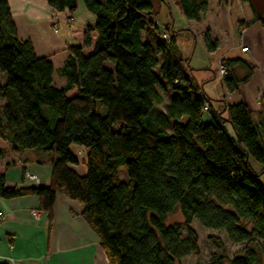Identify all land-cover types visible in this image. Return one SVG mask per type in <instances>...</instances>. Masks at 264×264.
Wrapping results in <instances>:
<instances>
[{"label": "trees", "instance_id": "16d2710c", "mask_svg": "<svg viewBox=\"0 0 264 264\" xmlns=\"http://www.w3.org/2000/svg\"><path fill=\"white\" fill-rule=\"evenodd\" d=\"M82 1L96 24L80 30L81 42L67 46L55 70L51 57L19 40L9 3L0 0V137L13 151L50 155L47 186L11 188L0 173V197L37 196L50 223L58 193L77 200L108 264H181L197 252L196 220L244 244L231 258L213 254L207 264H264V133L253 110L225 99L213 108L168 53L167 40L156 48L143 43L145 27L159 15L154 0ZM178 1L190 21L209 11L210 0ZM76 2L47 0L70 15ZM204 44L210 53L219 47L208 32ZM236 61L248 71L238 81L225 61L231 92L253 71ZM55 72L65 81L61 88ZM73 146L85 150L84 175L74 169L81 160ZM121 166L128 182L119 179ZM177 208L183 223L168 225ZM210 239L220 250L222 243Z\"/></svg>", "mask_w": 264, "mask_h": 264}, {"label": "crops", "instance_id": "0c3cea01", "mask_svg": "<svg viewBox=\"0 0 264 264\" xmlns=\"http://www.w3.org/2000/svg\"><path fill=\"white\" fill-rule=\"evenodd\" d=\"M7 1L19 40L31 41L38 57H51L55 70L62 66L67 46L81 42L80 30L96 24V15L82 0H77L73 15L68 10L56 12L47 0ZM154 2L159 15L154 17V25L145 27L143 43L156 48L159 40H167L168 53L180 60L184 73L213 108L220 107L224 99L232 105L248 104L264 133V0H251L252 7L240 0H210L209 11L199 22L185 18L178 0ZM206 32L219 43L211 53L204 44ZM244 46L248 51L243 53ZM157 57L162 59L161 54ZM222 58L230 60L229 70L238 81L245 79L248 68L236 59L253 67L250 78L233 92L217 76V62ZM53 82L60 88L65 85L58 72ZM3 103L0 100V107ZM0 149L4 152L0 173L5 174L8 187H34L25 177L28 171L41 179L42 186L49 184L50 155L34 149L13 151L1 137ZM73 149L81 160L74 169L84 175L85 150ZM249 163L256 172L262 169L253 160ZM53 205L50 223L40 210L37 196L0 197V264H108L100 237L82 218L84 205L59 193ZM33 211L39 212V218L32 215Z\"/></svg>", "mask_w": 264, "mask_h": 264}, {"label": "rangeland", "instance_id": "374dc122", "mask_svg": "<svg viewBox=\"0 0 264 264\" xmlns=\"http://www.w3.org/2000/svg\"><path fill=\"white\" fill-rule=\"evenodd\" d=\"M171 92L172 91L170 90V93ZM100 113L102 115L105 113L104 107L101 109ZM227 130L232 136L234 135L230 125H227ZM119 169V179L122 182H128V169H126V166H121ZM261 181L264 183V174L261 176ZM166 223L168 225L183 223V217L179 208L174 210V213L168 216ZM191 226L198 234V249L197 252L192 253L187 259L183 260L181 264H207L213 254H224L228 258H231L234 254L240 252L244 246V244L236 245L229 242L223 231L207 230L197 220L194 221ZM210 238H216L222 243L220 250L214 243H212Z\"/></svg>", "mask_w": 264, "mask_h": 264}, {"label": "built area", "instance_id": "2783aa9c", "mask_svg": "<svg viewBox=\"0 0 264 264\" xmlns=\"http://www.w3.org/2000/svg\"><path fill=\"white\" fill-rule=\"evenodd\" d=\"M70 22H71V19H70ZM55 32H58V29L55 30ZM166 37V36H165ZM248 51V47L247 46H244L242 48V52H246ZM217 65H218V68H217V76L220 77V79H224L225 77H227L228 75V66L226 65L224 59H218V62H217ZM208 109V104H206L203 108V110L207 111ZM25 177L27 180L33 182V184L37 187H39L40 185H42V182H41V179L40 178H37L33 173L31 172H26L25 174ZM32 215L35 217V218H39V212L37 211H33ZM1 216V215H0Z\"/></svg>", "mask_w": 264, "mask_h": 264}]
</instances>
